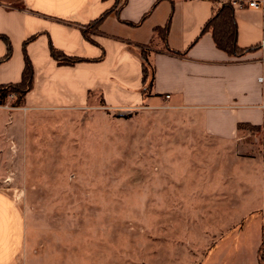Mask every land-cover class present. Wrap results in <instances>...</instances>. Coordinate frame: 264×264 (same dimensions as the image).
I'll use <instances>...</instances> for the list:
<instances>
[{"label":"crops","instance_id":"1","mask_svg":"<svg viewBox=\"0 0 264 264\" xmlns=\"http://www.w3.org/2000/svg\"><path fill=\"white\" fill-rule=\"evenodd\" d=\"M212 7L211 0H0V84L20 80L24 52L33 68L23 105H0V124L11 126L0 133V181L19 164L20 125H36L46 113L82 109L90 96L112 110L166 103L185 110L195 135L223 145L235 161V198L220 201L239 209L237 225L253 219L257 252L264 240V108L257 80L264 76V25L259 11L234 9L237 43L248 50L230 56L209 31L200 34ZM110 8L97 27L90 25ZM167 21V45L179 53L165 50L154 34ZM51 47L80 61L59 64ZM142 48L153 67L145 93ZM225 173L218 172L220 196L227 190ZM8 189L0 186V264H20L25 217L17 194Z\"/></svg>","mask_w":264,"mask_h":264},{"label":"rangeland","instance_id":"2","mask_svg":"<svg viewBox=\"0 0 264 264\" xmlns=\"http://www.w3.org/2000/svg\"><path fill=\"white\" fill-rule=\"evenodd\" d=\"M188 118L166 103L112 110L90 96L29 122L26 138L20 125L19 164L0 181L25 217L20 264H260L253 219L237 225L239 209L220 201L235 198V161Z\"/></svg>","mask_w":264,"mask_h":264},{"label":"trees","instance_id":"3","mask_svg":"<svg viewBox=\"0 0 264 264\" xmlns=\"http://www.w3.org/2000/svg\"><path fill=\"white\" fill-rule=\"evenodd\" d=\"M117 1V0H116ZM212 15L204 23L201 28L200 34L209 31L217 48L223 50L230 56H240L248 48L240 47L237 43V23L234 14V9L227 2H218V0H211ZM111 11L107 9L99 14L92 20L90 25L97 27L104 17ZM169 29V21L164 26H156L154 28L155 36L163 43V48L167 51L179 53L178 51L171 50L167 45V35ZM10 48L6 53L9 55ZM50 53L59 64H74L80 61L79 58L68 56L60 50L51 47ZM149 50L142 48L140 51L141 66H142V82L144 84L143 93L149 91L153 81V67L148 61ZM33 85V68L30 59L24 52V65L21 72V78L17 82L2 83L0 84V105H4L10 95H12L11 106H22L26 93L32 88ZM243 126L238 125V128ZM258 261L264 264V240L258 248Z\"/></svg>","mask_w":264,"mask_h":264},{"label":"built area","instance_id":"4","mask_svg":"<svg viewBox=\"0 0 264 264\" xmlns=\"http://www.w3.org/2000/svg\"><path fill=\"white\" fill-rule=\"evenodd\" d=\"M233 9H254L261 13L262 22L264 25V0H226ZM261 88V106L264 108V76L260 75L257 78ZM166 98L169 95L165 96Z\"/></svg>","mask_w":264,"mask_h":264}]
</instances>
